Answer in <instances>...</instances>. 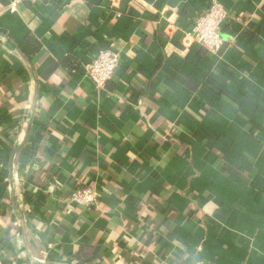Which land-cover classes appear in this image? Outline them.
<instances>
[{
	"label": "crops",
	"instance_id": "0c3cea01",
	"mask_svg": "<svg viewBox=\"0 0 264 264\" xmlns=\"http://www.w3.org/2000/svg\"><path fill=\"white\" fill-rule=\"evenodd\" d=\"M133 1L0 0V264H264V0H218L219 55L182 54L211 0Z\"/></svg>",
	"mask_w": 264,
	"mask_h": 264
},
{
	"label": "built area",
	"instance_id": "2783aa9c",
	"mask_svg": "<svg viewBox=\"0 0 264 264\" xmlns=\"http://www.w3.org/2000/svg\"><path fill=\"white\" fill-rule=\"evenodd\" d=\"M39 1L11 0L8 9L16 12L20 7L35 4ZM138 2V0H134L130 5L136 11L142 12V7ZM121 16L122 14L118 12L117 17L120 18ZM232 18V13L223 4L218 0H211L206 11L196 19L193 26L182 33V54L189 52L191 48L196 46L206 49L213 55H219L224 46L222 30ZM169 34L171 35V32ZM170 55H172V52H170ZM84 66L87 77L94 84L97 92H103L106 91L107 84L114 79L120 67V57L111 48L102 49L96 51ZM102 196L103 193L96 185L86 183L74 191L68 200V204L72 208L82 209L86 214H92L100 206Z\"/></svg>",
	"mask_w": 264,
	"mask_h": 264
},
{
	"label": "trees",
	"instance_id": "16d2710c",
	"mask_svg": "<svg viewBox=\"0 0 264 264\" xmlns=\"http://www.w3.org/2000/svg\"><path fill=\"white\" fill-rule=\"evenodd\" d=\"M21 49L23 50V52L26 54V56L29 58V59H33V57L39 52V49H40V45L38 44V42L36 41V39L34 37H32L31 35H29L26 39V41L21 44ZM70 60H69V64L68 66H71L73 69H76V67H74L72 64V57H69ZM75 60V59H74ZM111 82V81H110ZM109 82V83H110ZM108 83V84H109ZM107 84V86H108ZM239 106V105H238ZM83 186V185H82ZM101 205V204H100Z\"/></svg>",
	"mask_w": 264,
	"mask_h": 264
}]
</instances>
